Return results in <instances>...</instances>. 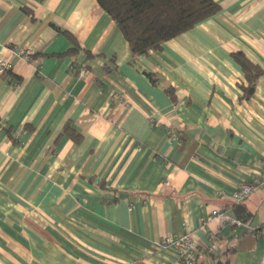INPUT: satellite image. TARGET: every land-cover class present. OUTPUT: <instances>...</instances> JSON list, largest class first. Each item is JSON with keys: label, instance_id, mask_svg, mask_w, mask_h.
<instances>
[{"label": "crops", "instance_id": "1", "mask_svg": "<svg viewBox=\"0 0 264 264\" xmlns=\"http://www.w3.org/2000/svg\"><path fill=\"white\" fill-rule=\"evenodd\" d=\"M214 1L133 56L97 0H0V264H172L158 245L185 222L211 264L201 220L236 216L232 193L264 172V72L245 99L232 56L264 70V0ZM241 205L263 223L264 187ZM206 229L229 264H264V234Z\"/></svg>", "mask_w": 264, "mask_h": 264}, {"label": "trees", "instance_id": "2", "mask_svg": "<svg viewBox=\"0 0 264 264\" xmlns=\"http://www.w3.org/2000/svg\"><path fill=\"white\" fill-rule=\"evenodd\" d=\"M97 2L115 21L133 56L161 49L167 41L191 30L220 10V5L214 0H97ZM232 56L244 73L245 83L240 87L243 90V97L248 99L254 93L256 82L264 70L251 62L242 52L233 53ZM180 137L183 144L185 140L183 134H180ZM233 208L237 217L247 220L248 214L241 203L234 204ZM202 252L212 258L211 264H229V255L233 253V249H225L221 256L207 250Z\"/></svg>", "mask_w": 264, "mask_h": 264}, {"label": "built area", "instance_id": "3", "mask_svg": "<svg viewBox=\"0 0 264 264\" xmlns=\"http://www.w3.org/2000/svg\"><path fill=\"white\" fill-rule=\"evenodd\" d=\"M24 59H29L31 55L30 49H24L18 52ZM12 65L10 62L0 59V72L5 73L11 70ZM74 72L80 75L84 74L87 70L85 65L77 67L76 63L70 66ZM119 98V97H118ZM168 139L182 144L180 134L175 131H168ZM264 187V172L254 175L250 180L245 181L237 190L232 193V199L235 203H242L250 194L256 190ZM221 218L226 223L236 227H245V229L254 237H259L264 234V222L257 226H250L242 217L231 215L221 209H215L211 212L209 219ZM203 218L201 220V227L206 230V235L209 241L206 250L212 254H220L221 251L215 242L213 233L206 229V223L209 220ZM159 249L171 248L175 250L176 259L172 264H195L199 258L201 248L198 241L195 239L192 230H190L185 223L182 224V231L175 234H167L159 242Z\"/></svg>", "mask_w": 264, "mask_h": 264}]
</instances>
